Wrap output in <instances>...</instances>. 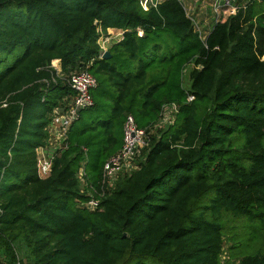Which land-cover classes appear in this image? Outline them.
Wrapping results in <instances>:
<instances>
[{
    "label": "trees",
    "instance_id": "trees-1",
    "mask_svg": "<svg viewBox=\"0 0 264 264\" xmlns=\"http://www.w3.org/2000/svg\"><path fill=\"white\" fill-rule=\"evenodd\" d=\"M241 3L202 41L179 0H0V264H264V1ZM100 27L125 31L109 59ZM81 70L95 105L40 179L37 150ZM172 104L138 169L84 207L126 117L149 130Z\"/></svg>",
    "mask_w": 264,
    "mask_h": 264
},
{
    "label": "built area",
    "instance_id": "built-area-1",
    "mask_svg": "<svg viewBox=\"0 0 264 264\" xmlns=\"http://www.w3.org/2000/svg\"><path fill=\"white\" fill-rule=\"evenodd\" d=\"M139 1L144 10L149 11L150 9L157 8L164 0ZM179 1L184 5L187 14L196 13V5L199 2L203 5H208L211 13L213 12L215 15V23L225 21L227 18L236 15L243 8L240 5H236V0H210L207 4L206 0H194L193 5L189 3V0ZM193 24H195L202 41H205L208 35L198 24ZM99 32L98 44L101 48V57L113 44L123 40L125 33L121 29H108V31L103 32L101 27L99 28ZM139 33L142 34V31ZM53 67L60 72V69L58 70L55 65ZM69 84H71L76 95L67 107H61L54 111V117L49 128L50 137L48 143L37 150V171L40 179H44L50 175L55 157L68 149L69 143L66 140L69 128L79 118L81 111L92 108L95 105L92 91L97 88L98 83L89 70H81L73 74ZM193 99L192 96H188L189 102L194 101ZM178 109V104L164 106L159 122L155 127L172 125L176 121ZM149 130L138 126L132 115L126 117L123 132L124 143L120 151L105 164L102 171L100 191L93 190L94 195L88 193V201L83 204L89 211L99 210L107 190L113 188L121 176L130 175L138 169V158L141 152L149 146ZM84 177L85 169L82 166L78 174L82 185V193L86 192V188L89 186Z\"/></svg>",
    "mask_w": 264,
    "mask_h": 264
},
{
    "label": "rangeland",
    "instance_id": "rangeland-1",
    "mask_svg": "<svg viewBox=\"0 0 264 264\" xmlns=\"http://www.w3.org/2000/svg\"><path fill=\"white\" fill-rule=\"evenodd\" d=\"M241 2H242V0H236L235 3H236V5L243 4ZM194 21L196 24L199 25V27H201L200 23H198L197 20H194ZM190 70H191V66L184 73V81H185L184 87L186 90H190V88H191L192 82L190 81V77H189ZM93 120H94V114L91 111H86L82 114L81 120L78 121V123L76 124V128L81 129V128L85 127L86 125L91 124ZM166 127H168V125H165L162 127H155L153 129H150V134L155 133L156 131H158V129L166 128ZM229 236L231 237L232 235H229ZM229 236H226V239H225V245H224L225 248L223 251V253H224L223 254V260L224 261L229 259V253L228 252H229L230 246L232 245V242L230 241ZM242 251H243V249H242Z\"/></svg>",
    "mask_w": 264,
    "mask_h": 264
},
{
    "label": "crops",
    "instance_id": "crops-1",
    "mask_svg": "<svg viewBox=\"0 0 264 264\" xmlns=\"http://www.w3.org/2000/svg\"><path fill=\"white\" fill-rule=\"evenodd\" d=\"M210 0H206V4L207 2ZM190 4H194V0L190 1ZM206 8V9H205ZM193 21V23H195L194 20H197L198 23H200L201 28L204 30V32L209 35V33L213 30L214 26H215V15L214 13L210 11V8L208 7V5H203L200 2L198 3V5H196V13L193 14H187ZM53 65H55L58 70L60 69L61 65L59 61H53Z\"/></svg>",
    "mask_w": 264,
    "mask_h": 264
},
{
    "label": "water",
    "instance_id": "water-1",
    "mask_svg": "<svg viewBox=\"0 0 264 264\" xmlns=\"http://www.w3.org/2000/svg\"><path fill=\"white\" fill-rule=\"evenodd\" d=\"M260 1L263 2L264 0H260ZM109 58H111V55H110L109 50H107L104 52L102 59H109Z\"/></svg>",
    "mask_w": 264,
    "mask_h": 264
}]
</instances>
